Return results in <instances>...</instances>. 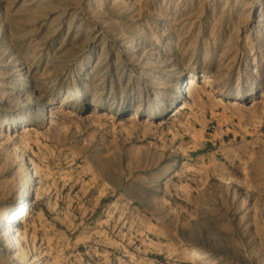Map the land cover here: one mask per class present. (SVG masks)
<instances>
[{
    "label": "rangeland",
    "instance_id": "obj_1",
    "mask_svg": "<svg viewBox=\"0 0 264 264\" xmlns=\"http://www.w3.org/2000/svg\"><path fill=\"white\" fill-rule=\"evenodd\" d=\"M29 184L0 264H264V0H0V215Z\"/></svg>",
    "mask_w": 264,
    "mask_h": 264
},
{
    "label": "bare ground",
    "instance_id": "obj_2",
    "mask_svg": "<svg viewBox=\"0 0 264 264\" xmlns=\"http://www.w3.org/2000/svg\"><path fill=\"white\" fill-rule=\"evenodd\" d=\"M179 107H182L181 104ZM23 189L24 190H23L22 197H19L17 199L16 203L13 204V206H11L9 209L4 211L0 215V230L1 231L5 230L3 233H5V234L11 233V235H12V237L10 238V240H11L10 245H11L12 251H15L16 249H18L20 247V244H21V236H20V233L18 231V228H17L15 222H16V220H18L20 217L23 216L22 202L24 199L30 197V195H31V184L26 185L25 187H23ZM6 222H8L7 230L5 227ZM190 254L197 256L198 252L196 250H191ZM14 255H16L18 257L19 254L17 255V253H16Z\"/></svg>",
    "mask_w": 264,
    "mask_h": 264
}]
</instances>
